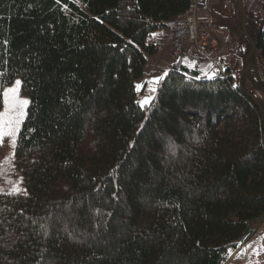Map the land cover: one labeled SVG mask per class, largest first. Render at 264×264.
Segmentation results:
<instances>
[{"label": "trees", "instance_id": "obj_1", "mask_svg": "<svg viewBox=\"0 0 264 264\" xmlns=\"http://www.w3.org/2000/svg\"><path fill=\"white\" fill-rule=\"evenodd\" d=\"M191 4L0 0V93L20 78L30 100L15 147L27 194L0 193V264H227L257 233L254 95L181 58L138 102L158 53L148 39ZM250 25L264 57V28Z\"/></svg>", "mask_w": 264, "mask_h": 264}, {"label": "rangeland", "instance_id": "obj_2", "mask_svg": "<svg viewBox=\"0 0 264 264\" xmlns=\"http://www.w3.org/2000/svg\"><path fill=\"white\" fill-rule=\"evenodd\" d=\"M263 19L264 0H209L206 6L198 13V22L202 35L205 34L204 29L215 32V34L218 33L220 38L226 41L225 45L233 48L235 55L238 53L243 55L244 61L238 59L237 62L231 65L233 84L235 86L244 85L257 101L262 104L264 109V57L253 48L248 38V35L252 32L250 23H256V32L258 33L264 28ZM210 43V49L214 48L215 42L210 41ZM207 61L211 60L207 59ZM164 69L162 66L161 75L165 72L168 75L170 70ZM153 70L152 65L149 64L146 70L147 78H145V80L147 79L148 89L143 94L142 90L146 85L142 84V81L137 82V86H141L138 89L140 91L138 102L150 95L154 98L156 97L159 84L154 85L151 82L160 75L151 76V71ZM218 70L223 71V68ZM216 75L217 69L210 72L207 78H213ZM17 80L21 81L20 78ZM14 84L15 82L6 88L13 87ZM150 87L156 88L155 93L149 91ZM20 98L29 100L28 97L22 95L21 89ZM26 111H28V108ZM21 127L22 125L20 129ZM0 144L2 145L0 153V193H12L14 187L22 189L19 192L21 193L25 189L22 184V174L15 164V148L12 147V138L0 137ZM227 264H264V222L257 227V233L237 253L232 254Z\"/></svg>", "mask_w": 264, "mask_h": 264}, {"label": "crops", "instance_id": "obj_3", "mask_svg": "<svg viewBox=\"0 0 264 264\" xmlns=\"http://www.w3.org/2000/svg\"><path fill=\"white\" fill-rule=\"evenodd\" d=\"M204 33L209 35L210 41L215 42L214 48H212L210 51L211 61H191L185 57H183L182 60L175 59L172 55L171 47L173 39L172 25H170L168 28L155 32L147 41L149 46H155L158 48L157 55L150 57L148 61V65H152L154 69L151 71V76H161L160 71L162 66L166 70H170L174 64L181 60L184 65L201 72L203 76L207 77L208 74L215 69H217L218 73L220 71L218 70V66H220V68H223L224 72L229 71L230 76L233 78L231 65L237 62L238 59H242L244 61L243 55L241 53L235 55L233 48L227 47L225 45L226 41L220 38L218 33L215 34V32L208 31V29H204ZM145 81L146 87L142 90V94L148 89L147 79Z\"/></svg>", "mask_w": 264, "mask_h": 264}, {"label": "built area", "instance_id": "obj_4", "mask_svg": "<svg viewBox=\"0 0 264 264\" xmlns=\"http://www.w3.org/2000/svg\"><path fill=\"white\" fill-rule=\"evenodd\" d=\"M209 0H192L189 12L183 19L171 22L173 27L172 55L175 59L183 57L191 61L210 60V38L201 34L198 13ZM220 69V66H218ZM222 71V70H220ZM224 73V71H222Z\"/></svg>", "mask_w": 264, "mask_h": 264}, {"label": "snow or ice", "instance_id": "obj_5", "mask_svg": "<svg viewBox=\"0 0 264 264\" xmlns=\"http://www.w3.org/2000/svg\"><path fill=\"white\" fill-rule=\"evenodd\" d=\"M57 2H59V0H57ZM166 75V72L163 73L161 76L154 78L151 83L154 85L159 84V82L163 80ZM21 86L22 81L16 80L13 87L5 88L3 92L0 93V96L3 97L4 104V111L0 112V137H11L13 148L16 146L20 126L23 124L26 116L28 115L26 110L30 103L28 99L20 98ZM140 87V85L137 86L138 89ZM149 91L155 93L156 88L150 87ZM153 99L154 97L151 95L146 97L144 100L139 101L140 106L142 108L149 106ZM20 191H22V189L14 187L13 192L10 194L19 193ZM25 194H27L26 191Z\"/></svg>", "mask_w": 264, "mask_h": 264}]
</instances>
